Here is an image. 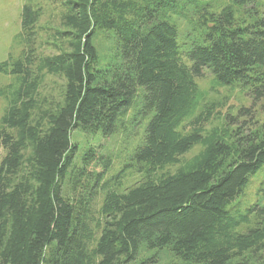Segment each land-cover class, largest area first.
<instances>
[{
	"label": "trees",
	"instance_id": "16d2710c",
	"mask_svg": "<svg viewBox=\"0 0 264 264\" xmlns=\"http://www.w3.org/2000/svg\"><path fill=\"white\" fill-rule=\"evenodd\" d=\"M249 1L216 11L211 0H61L63 30L52 36L66 49L53 55L37 51L41 7L23 6L21 54L0 62L12 76L0 87V264H132L142 247L190 264L262 257L264 204L238 198L264 166V16L234 11ZM177 20L190 24L183 36ZM98 31L115 48L104 67ZM206 72L205 90L196 79ZM46 74L64 80L53 107L38 97ZM220 87L246 90L252 104L207 129L218 107L207 94ZM137 98L150 114L130 157L142 177L105 193L95 237L63 195L78 152L71 135H110Z\"/></svg>",
	"mask_w": 264,
	"mask_h": 264
},
{
	"label": "rangeland",
	"instance_id": "374dc122",
	"mask_svg": "<svg viewBox=\"0 0 264 264\" xmlns=\"http://www.w3.org/2000/svg\"><path fill=\"white\" fill-rule=\"evenodd\" d=\"M217 11L229 0H211ZM32 3L41 7V16L36 24L37 51L43 55H53L66 49V44L53 38L54 30H63L60 25L62 12L61 0H0V62L9 57L17 58L23 49L19 36L21 31V11L25 4ZM235 16L250 22L257 17L264 16V0H250L244 6H234ZM180 35L183 36L190 28L189 22L177 20ZM99 63L104 67L115 61V48L112 36L107 32L98 31L94 38ZM11 75L0 73V87L8 84ZM211 76L208 72L202 78H197V83L202 89L209 88ZM64 80L59 75L46 74L38 90V97L44 100V106L53 107L55 102L62 98ZM207 102L218 103L216 113L206 125L207 129L224 125L226 114H236L241 106L249 107L252 98L246 90L241 88L220 87L209 91ZM0 98V114L3 107ZM139 99L119 116L114 131L108 136L100 133H85L74 130L71 140L78 147V152L66 176L63 195L79 207L78 215L85 224L86 232L97 237L100 231L102 217L100 208L103 197L108 190L124 191L141 180L142 175L132 165L130 157L134 148L142 142L145 126L150 114L137 112ZM256 108V107H255ZM259 110L257 108L255 110ZM257 117L261 120L264 114L259 110ZM199 150L193 148L185 158H189ZM90 160L86 162L85 160ZM176 166L168 169L174 171ZM79 170V171H78ZM244 204H264V166L252 173L243 192L238 196ZM252 220L255 225V216ZM245 230V228H242ZM249 264H264V249L261 258L255 260L247 253ZM241 260V258L239 259ZM132 264H190L176 258L168 249L148 250L141 248L136 261Z\"/></svg>",
	"mask_w": 264,
	"mask_h": 264
}]
</instances>
